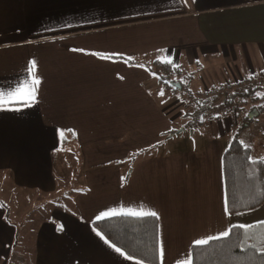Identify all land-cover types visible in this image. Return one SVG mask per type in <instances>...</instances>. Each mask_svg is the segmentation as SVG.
<instances>
[{
    "label": "crops",
    "instance_id": "crops-1",
    "mask_svg": "<svg viewBox=\"0 0 264 264\" xmlns=\"http://www.w3.org/2000/svg\"><path fill=\"white\" fill-rule=\"evenodd\" d=\"M183 53L193 61L216 54L229 61V75L187 96L261 74L264 0H0V91L39 80L34 99L0 107V166L13 168L8 181L25 189L55 188L51 151L57 140L76 139L84 146L121 134L117 126L125 124L158 142L171 130L170 117L142 82L155 76L150 67L157 61L175 69L178 60L180 67ZM173 83L180 94L188 87L178 79ZM234 122V114L208 122L211 134L197 148L134 159L126 177L118 163L83 167L84 184L74 205L101 245L86 248L79 239H66L62 247L45 239L37 264L49 258L55 260L51 264H147L115 251L118 247L93 225L108 211L157 214L159 264H178L191 257L195 240L228 231L234 224L225 213L221 155ZM215 128L227 129V143ZM88 148L86 155L104 152L100 145ZM3 216L0 211V262H21L16 255L24 244Z\"/></svg>",
    "mask_w": 264,
    "mask_h": 264
},
{
    "label": "rangeland",
    "instance_id": "rangeland-1",
    "mask_svg": "<svg viewBox=\"0 0 264 264\" xmlns=\"http://www.w3.org/2000/svg\"><path fill=\"white\" fill-rule=\"evenodd\" d=\"M187 56L186 53L182 54L183 60L180 62V67H178L179 61L177 60L178 62L176 61L173 65L178 69L173 68L170 74L162 67H158V71L152 70L155 75L152 80L142 82L157 105L168 115V118L170 117L171 130L161 134V139L158 142L154 143L151 139L148 140L149 137L134 131V128L125 129V124L117 126V128L122 129L121 134L102 137L91 142L92 145H100L104 149L102 154L96 156L90 153L86 155L87 151L90 150L88 147L92 146L91 144L85 143L84 146H80L76 139L71 140L70 138L63 141L57 140L55 144L58 145V148L51 151L52 155L54 154L53 157L51 155V173L56 177V182L59 184L49 190L17 187L15 182L8 181L6 178V176L12 177L13 168L6 165L0 166V211L4 214L3 219L15 226L18 233L17 237L24 244L22 253L16 255L22 257L21 262L19 260L16 262L6 261L0 262V264H37V257L39 256L37 249L45 239L52 240L54 238L57 245L62 247L66 246L64 243L66 239H69L70 242L79 239L80 241H78L82 242L86 248L101 245V241L97 240V237L90 233V229L83 224L78 216L77 206L74 205L75 195L84 184L85 170L83 167L86 165L99 161L118 163L122 175L126 177L130 170L131 173L134 170V159L143 157L146 159L169 154L173 151L197 148L204 136L208 133L211 134L210 123L208 122L216 120V116L210 120H205L204 124L188 127L186 123L192 119V115L188 114L187 110L192 109L185 107L184 100L189 90L200 89L210 85L211 79H222L224 75H229L226 74V72L229 73V61L224 59L222 54L202 56L197 61H193ZM209 74L213 75L212 78H209ZM173 79H178L183 84L188 85L182 94L176 92L177 89L168 87L167 83H163L167 80L171 82ZM175 100H177L176 103ZM2 123L5 126L7 120H2ZM181 125H184L182 132L168 136V134L176 133L182 128ZM233 126L232 130L230 127L229 132L231 133L229 137L232 138L236 124ZM215 130L216 134L223 136L225 143H227V129L223 132L218 131L217 128ZM191 131L194 132V135L190 134ZM243 131L252 132V134L250 133L253 142L250 158L260 160L261 157H264V111L256 115L254 120L243 128ZM114 145L117 147L109 148V146ZM109 188L112 187L109 186ZM107 195L109 197V194ZM229 217L230 224L245 225L254 221H263L264 205L244 213L238 212L236 215L232 212ZM54 261L53 258H49L44 264H51ZM70 264L79 263L70 262Z\"/></svg>",
    "mask_w": 264,
    "mask_h": 264
},
{
    "label": "trees",
    "instance_id": "trees-1",
    "mask_svg": "<svg viewBox=\"0 0 264 264\" xmlns=\"http://www.w3.org/2000/svg\"><path fill=\"white\" fill-rule=\"evenodd\" d=\"M49 34L51 32L37 35ZM129 61L134 62L133 59ZM158 67H162L169 74L173 70L162 61L155 62L150 68L158 71ZM242 79L246 84L235 88L230 95L200 101L198 99L200 93L197 95L192 93L184 102L186 108L192 109L187 110V113L192 115V119L186 123L188 127L204 124L208 111L216 110L221 104L231 103L233 99L242 102L240 106L216 115V118L231 114L235 116L234 136L221 155L226 206L229 213H244L264 205V162L261 159L250 158L252 132L243 131L256 115L264 111V72ZM251 79L254 82H250ZM163 83L176 89L173 80ZM186 102H190L191 106L187 107ZM258 222L260 221L245 224L251 225V228H243L240 224L231 225L228 237L209 240L205 245L194 244L191 250L192 264H264V251H261L264 248V241L260 239L264 233V225ZM93 225L110 243L128 256L147 264H159L156 216L121 214L96 220Z\"/></svg>",
    "mask_w": 264,
    "mask_h": 264
},
{
    "label": "snow or ice",
    "instance_id": "snow-or-ice-1",
    "mask_svg": "<svg viewBox=\"0 0 264 264\" xmlns=\"http://www.w3.org/2000/svg\"><path fill=\"white\" fill-rule=\"evenodd\" d=\"M170 62V61H169ZM35 71V62H32L31 68L29 69L30 74H34ZM39 80L35 79L33 80L32 84H26V85H22L20 87H18L16 90L10 92V93H5L3 91H0V107H4L5 105H9V104H13V103H19L22 102L24 100H32L34 99V85L38 84ZM262 162H264V157L260 158ZM228 208L227 206L225 207V213H228ZM117 213L112 212V211H108L103 213L101 216H98L97 219H101L103 216H111V215H116ZM128 215H132V216H156L157 214L155 212H146L143 210H138V211H131L127 213ZM260 225H264V221H260L258 222ZM241 227L243 228H251V225H241ZM229 231H223L219 234L218 237H208L207 239H197L195 240L193 243L195 245H205L209 242V240H213V239H219L222 237H228L229 236ZM261 241H264V233L261 234L260 236ZM113 247H115L113 245ZM115 251H117L118 253H121L123 255V253L121 252L120 248H115ZM261 251H264V248L261 249ZM128 259H132L131 256L128 257ZM178 264H192V260L191 257L189 256L186 260L184 261H180L178 262Z\"/></svg>",
    "mask_w": 264,
    "mask_h": 264
},
{
    "label": "built area",
    "instance_id": "built-area-1",
    "mask_svg": "<svg viewBox=\"0 0 264 264\" xmlns=\"http://www.w3.org/2000/svg\"><path fill=\"white\" fill-rule=\"evenodd\" d=\"M250 82H254V80L251 79ZM245 84L246 81H244V79L242 78H236L233 81L221 82L213 85L210 88L203 89L200 92L198 99L201 101V100H209L218 96H225L227 94L230 95L234 92L235 88H239L241 86H244ZM241 104L242 102L240 100L233 99L231 103L221 104L217 107L216 110L208 111L207 116L210 118H214L217 115V113L219 112L221 113L227 110L228 111L232 110L237 106H240ZM186 106L190 107L191 106L190 102H186Z\"/></svg>",
    "mask_w": 264,
    "mask_h": 264
},
{
    "label": "bare ground",
    "instance_id": "bare-ground-1",
    "mask_svg": "<svg viewBox=\"0 0 264 264\" xmlns=\"http://www.w3.org/2000/svg\"><path fill=\"white\" fill-rule=\"evenodd\" d=\"M252 115H255L254 113H252ZM251 115V116H252ZM210 119H212V118H209V117H205V120H210ZM222 162V161H221ZM221 166H222V163H221ZM225 186V185H224ZM125 215H127V214H125ZM157 217V216H156ZM115 246V245H114Z\"/></svg>",
    "mask_w": 264,
    "mask_h": 264
}]
</instances>
